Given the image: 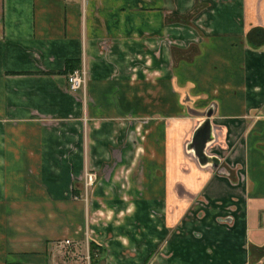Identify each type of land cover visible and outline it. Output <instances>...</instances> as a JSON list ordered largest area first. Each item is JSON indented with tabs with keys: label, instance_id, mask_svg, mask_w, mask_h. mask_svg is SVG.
Segmentation results:
<instances>
[{
	"label": "crops",
	"instance_id": "0c3cea01",
	"mask_svg": "<svg viewBox=\"0 0 264 264\" xmlns=\"http://www.w3.org/2000/svg\"><path fill=\"white\" fill-rule=\"evenodd\" d=\"M255 28L264 0H0V264H264Z\"/></svg>",
	"mask_w": 264,
	"mask_h": 264
},
{
	"label": "water",
	"instance_id": "95a60500",
	"mask_svg": "<svg viewBox=\"0 0 264 264\" xmlns=\"http://www.w3.org/2000/svg\"><path fill=\"white\" fill-rule=\"evenodd\" d=\"M211 116V112L206 114L205 120H203L194 131L188 147L201 166L209 164L213 168L217 169L220 164V159L215 155L208 154L207 152L209 144H211L213 140L212 126L210 121ZM219 171L221 173L227 174L224 168H220Z\"/></svg>",
	"mask_w": 264,
	"mask_h": 264
},
{
	"label": "built area",
	"instance_id": "2783aa9c",
	"mask_svg": "<svg viewBox=\"0 0 264 264\" xmlns=\"http://www.w3.org/2000/svg\"><path fill=\"white\" fill-rule=\"evenodd\" d=\"M67 81H68L69 89L72 91H77L84 84V74H83V72H81L79 70H75L68 75ZM95 180H96L95 173H90V172L85 173V176H84V182L85 183L84 184L86 187L92 186L93 183L95 182ZM65 243L69 244V241L67 240V241H65Z\"/></svg>",
	"mask_w": 264,
	"mask_h": 264
},
{
	"label": "trees",
	"instance_id": "16d2710c",
	"mask_svg": "<svg viewBox=\"0 0 264 264\" xmlns=\"http://www.w3.org/2000/svg\"><path fill=\"white\" fill-rule=\"evenodd\" d=\"M259 32H262L261 29L255 28L252 29L249 32L250 37H257V38H262L264 34H259ZM77 64H75V61L69 60L66 63V71H71L73 68L76 67ZM97 253V254H96ZM102 249L100 246H98L94 241H89V256H90V261L91 264H97L100 257H101Z\"/></svg>",
	"mask_w": 264,
	"mask_h": 264
},
{
	"label": "rangeland",
	"instance_id": "374dc122",
	"mask_svg": "<svg viewBox=\"0 0 264 264\" xmlns=\"http://www.w3.org/2000/svg\"><path fill=\"white\" fill-rule=\"evenodd\" d=\"M84 257H85V255H84ZM84 262H87V263H88V261H87V260H85V259H84ZM85 264H86V263H85Z\"/></svg>",
	"mask_w": 264,
	"mask_h": 264
}]
</instances>
